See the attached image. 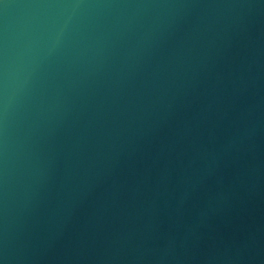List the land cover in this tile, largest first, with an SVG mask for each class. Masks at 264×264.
Here are the masks:
<instances>
[{
	"label": "water",
	"instance_id": "1",
	"mask_svg": "<svg viewBox=\"0 0 264 264\" xmlns=\"http://www.w3.org/2000/svg\"><path fill=\"white\" fill-rule=\"evenodd\" d=\"M0 264H264V0H0Z\"/></svg>",
	"mask_w": 264,
	"mask_h": 264
}]
</instances>
